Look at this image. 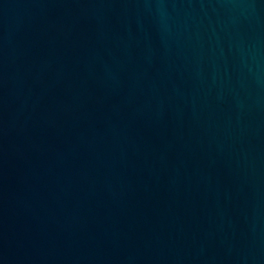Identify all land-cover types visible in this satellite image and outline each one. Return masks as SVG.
Listing matches in <instances>:
<instances>
[{"label":"water","instance_id":"obj_1","mask_svg":"<svg viewBox=\"0 0 264 264\" xmlns=\"http://www.w3.org/2000/svg\"><path fill=\"white\" fill-rule=\"evenodd\" d=\"M0 264H264V0H0Z\"/></svg>","mask_w":264,"mask_h":264}]
</instances>
